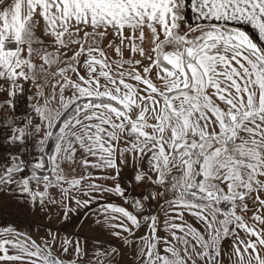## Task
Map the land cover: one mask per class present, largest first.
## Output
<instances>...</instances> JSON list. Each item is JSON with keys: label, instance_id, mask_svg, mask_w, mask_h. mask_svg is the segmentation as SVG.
<instances>
[{"label": "snow or ice", "instance_id": "6c2138e0", "mask_svg": "<svg viewBox=\"0 0 264 264\" xmlns=\"http://www.w3.org/2000/svg\"><path fill=\"white\" fill-rule=\"evenodd\" d=\"M0 129V199L34 218L98 204L130 264H264V0H0ZM44 227L4 222L0 264H121Z\"/></svg>", "mask_w": 264, "mask_h": 264}, {"label": "rangeland", "instance_id": "374dc122", "mask_svg": "<svg viewBox=\"0 0 264 264\" xmlns=\"http://www.w3.org/2000/svg\"><path fill=\"white\" fill-rule=\"evenodd\" d=\"M79 169H77V174H79ZM131 162L129 163V166L125 169H123L122 172V179H127L128 175L131 173ZM110 183V182H109ZM126 184L123 183L122 186ZM53 194L56 193L55 189L50 190ZM79 195L80 193H76ZM264 195V194H262ZM57 199L59 197L57 196ZM108 200H110L112 203L128 207L131 211V208L129 205H124L123 200L115 195H110L107 197ZM251 206V202H249ZM158 205H154L156 214L159 219V227L160 231H158V235H165L166 233L163 231V221L166 218L165 212L168 209V205H166L163 208H158ZM53 209L52 213L49 214L47 212L41 214L43 216V219H37L34 218L32 215V210L25 208L23 206V203L20 201H12V202H5L4 200L0 199V226H3L4 222H10L12 225L17 227L20 231L26 233L29 235L32 239L36 240L37 243H41V238H47L45 234L48 231V228H41L40 225H48L49 223L53 226V229L60 228L61 229V236L67 234L69 237H71L73 240L75 239V236H72L73 233H77L80 237L88 236L90 237L88 243H84L83 240H81V245L86 250H91L94 247L93 240L91 238L99 237L107 242H110L115 247H122L124 255L120 257L121 264H130V262L133 260L132 250L136 247V244H133L131 247L123 246L122 241L117 239L116 237H112L110 235L111 231H119V229H107L103 233L100 231H97V226L92 222L95 217L92 215V212H98L100 211L98 204H93L91 206V211L88 212V216L85 217L81 215V212L83 209H79L76 211H73L70 214V218L68 220H65L63 215H57V211L59 210V204L56 206L49 205ZM73 208H75V205H72ZM85 211V210H84ZM12 217L20 218L22 221L15 220ZM88 220V223H83L85 220ZM184 221L188 224H191L194 227H197L200 230H203V225L200 224L198 221L195 220L194 217L189 216L186 212L184 213ZM120 221H114V223H119ZM177 223H180L181 221L177 220ZM83 223V228H80L79 226ZM38 224V225H37ZM148 229L146 226L142 224L141 228L135 231V235L138 237L139 235H142L143 233L147 232ZM241 236L244 234L241 232ZM229 243V241L224 242V247ZM107 246V245H105ZM224 247H222V251L224 250ZM72 251V245H69V252L64 253L60 247H59V239L57 241L56 249L53 252V255H58L61 258H68ZM87 258L85 257V260ZM223 264H227V258H224Z\"/></svg>", "mask_w": 264, "mask_h": 264}, {"label": "crops", "instance_id": "0c3cea01", "mask_svg": "<svg viewBox=\"0 0 264 264\" xmlns=\"http://www.w3.org/2000/svg\"><path fill=\"white\" fill-rule=\"evenodd\" d=\"M83 211H84V210H83ZM12 218H14L15 220H19L20 222H25V221H22L20 218H17V217H12ZM37 225H38V224H37ZM40 227L43 228L44 226L40 225ZM44 228H46V227H44Z\"/></svg>", "mask_w": 264, "mask_h": 264}, {"label": "flooded vegetation", "instance_id": "af4514ba", "mask_svg": "<svg viewBox=\"0 0 264 264\" xmlns=\"http://www.w3.org/2000/svg\"><path fill=\"white\" fill-rule=\"evenodd\" d=\"M122 180H123V179H122ZM123 183H126V184H127V179H124V180H123ZM161 203H162V202H161ZM166 205H167V204H164L163 207H165ZM157 207L160 209L159 205H158Z\"/></svg>", "mask_w": 264, "mask_h": 264}, {"label": "built area", "instance_id": "2783aa9c", "mask_svg": "<svg viewBox=\"0 0 264 264\" xmlns=\"http://www.w3.org/2000/svg\"><path fill=\"white\" fill-rule=\"evenodd\" d=\"M0 131H2V129H0Z\"/></svg>", "mask_w": 264, "mask_h": 264}]
</instances>
